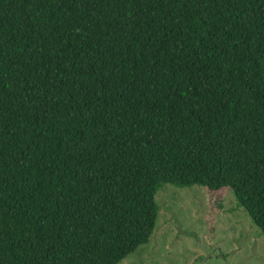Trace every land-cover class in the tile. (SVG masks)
<instances>
[{
	"label": "trees",
	"instance_id": "obj_1",
	"mask_svg": "<svg viewBox=\"0 0 264 264\" xmlns=\"http://www.w3.org/2000/svg\"><path fill=\"white\" fill-rule=\"evenodd\" d=\"M166 182L264 232V0H0V264H116Z\"/></svg>",
	"mask_w": 264,
	"mask_h": 264
},
{
	"label": "rangeland",
	"instance_id": "obj_2",
	"mask_svg": "<svg viewBox=\"0 0 264 264\" xmlns=\"http://www.w3.org/2000/svg\"><path fill=\"white\" fill-rule=\"evenodd\" d=\"M146 243L116 264H264V232L231 190L163 183Z\"/></svg>",
	"mask_w": 264,
	"mask_h": 264
}]
</instances>
